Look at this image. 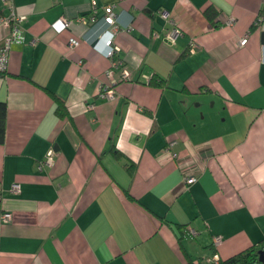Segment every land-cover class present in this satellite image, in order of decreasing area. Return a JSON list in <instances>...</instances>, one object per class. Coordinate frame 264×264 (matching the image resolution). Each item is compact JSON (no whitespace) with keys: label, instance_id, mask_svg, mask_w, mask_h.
<instances>
[{"label":"crops","instance_id":"crops-1","mask_svg":"<svg viewBox=\"0 0 264 264\" xmlns=\"http://www.w3.org/2000/svg\"><path fill=\"white\" fill-rule=\"evenodd\" d=\"M13 1L26 19L0 73V264H207L264 238V0ZM108 5L133 77L114 99Z\"/></svg>","mask_w":264,"mask_h":264},{"label":"built area","instance_id":"built-area-1","mask_svg":"<svg viewBox=\"0 0 264 264\" xmlns=\"http://www.w3.org/2000/svg\"><path fill=\"white\" fill-rule=\"evenodd\" d=\"M3 6V10L7 13H2L0 15V28L5 30V35L0 42V73L4 74L7 72L11 44L14 39L18 36L20 32L21 23L26 19L25 15L19 14L16 10L13 0H0ZM163 16H167L166 11H160ZM97 15H87L80 16L78 20L84 24H93L97 21ZM105 22L110 25L112 28L108 32V35L104 39V54L110 59V66L105 72L106 81L102 84L100 92L103 96L114 99L116 96L115 87L118 83L122 81L132 80V73L125 66L124 61L119 57L120 48L115 44L114 36L116 34V29L118 24L116 21V14L111 5L105 7V13L103 15ZM228 22H231L228 21ZM72 23V19L66 18L64 16L58 17L55 19L50 27L56 33H62L66 31ZM180 33L179 29H175L170 35L171 39H174ZM248 42V36L245 35L239 41V46H245ZM80 44V39L77 37L71 36L69 38L70 47H76ZM191 52L195 50V45L191 47ZM82 62V61H80ZM57 152L53 149H50L44 159L40 163V167L43 166H52L55 163ZM196 177L191 176L186 178V183L191 184L195 182ZM21 190V185L19 183H14L12 185V191L19 193ZM12 218V213L5 212L1 215V220L7 222ZM195 234V230L193 231ZM222 240V237L216 235L214 237V243L218 244ZM219 257L218 253H215L212 257L207 259V262H214Z\"/></svg>","mask_w":264,"mask_h":264},{"label":"trees","instance_id":"trees-1","mask_svg":"<svg viewBox=\"0 0 264 264\" xmlns=\"http://www.w3.org/2000/svg\"><path fill=\"white\" fill-rule=\"evenodd\" d=\"M207 16L212 20L214 18V13L210 11V8H208L206 11ZM264 17V15H263ZM158 81V84L160 81ZM155 82V79L151 80V83ZM150 83V82H149ZM6 122H7V104L4 101H0V144L4 142L5 140V133H6ZM179 227L182 226L179 224ZM264 250V238L259 241L258 244L252 245L249 248L236 253L233 256H230L226 259H222L221 256L217 258L214 262H207V264H264L260 260V251ZM215 254V253H214ZM213 254V255H214ZM211 255V257L213 256ZM197 264H200L198 261Z\"/></svg>","mask_w":264,"mask_h":264},{"label":"water","instance_id":"water-1","mask_svg":"<svg viewBox=\"0 0 264 264\" xmlns=\"http://www.w3.org/2000/svg\"><path fill=\"white\" fill-rule=\"evenodd\" d=\"M263 42H264V33H263ZM260 254H261V256H260V260L262 261V262H264V250H261L260 251Z\"/></svg>","mask_w":264,"mask_h":264}]
</instances>
